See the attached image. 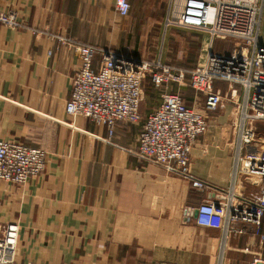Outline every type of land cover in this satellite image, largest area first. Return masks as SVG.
Listing matches in <instances>:
<instances>
[{
  "label": "crops",
  "instance_id": "obj_1",
  "mask_svg": "<svg viewBox=\"0 0 264 264\" xmlns=\"http://www.w3.org/2000/svg\"><path fill=\"white\" fill-rule=\"evenodd\" d=\"M129 1L130 14L121 17L113 0H0V10L14 11L22 22L16 29L0 24V139L46 153L45 169L28 183L0 180V232L7 223L19 224L22 264H217L220 231L198 226L195 212L233 182L231 129L213 125L198 137L190 161L191 173L206 184L198 189L137 153L144 118L159 98L144 94L141 122H119L112 136L106 126L66 112L82 64L77 45L162 60L189 79L196 55L186 62L184 43L192 31L177 25L185 0H166L159 31L179 47L169 49L164 40L155 58ZM62 37L72 45L59 43ZM101 62L96 54L93 67ZM187 87L180 93L188 105L205 101ZM223 111L232 114L231 104ZM233 186L248 194L260 180L239 176ZM253 240L244 234L230 240L228 250L247 253L253 243L252 258L261 254Z\"/></svg>",
  "mask_w": 264,
  "mask_h": 264
},
{
  "label": "built area",
  "instance_id": "obj_2",
  "mask_svg": "<svg viewBox=\"0 0 264 264\" xmlns=\"http://www.w3.org/2000/svg\"><path fill=\"white\" fill-rule=\"evenodd\" d=\"M113 1L119 16L130 14L129 0ZM263 8L264 0H186L179 26L200 35L189 79L183 69L162 60L139 59L90 45L76 46L82 64L71 80L67 114L106 126L112 136L119 122H141L144 83L149 81L160 92L159 105L145 118L137 153L167 170L177 171L195 188L206 187L191 173L190 161L198 137L207 132L208 112L231 104L232 112L237 113L233 182L196 208L197 225L221 233L217 264H223L230 240L244 234L254 239L255 245L264 246V142H242L249 119L264 122V46L259 44ZM0 24L22 27L14 11L0 10ZM57 40L72 45L66 38ZM218 42L233 43L231 53L219 52ZM96 54L102 56L98 69L93 67ZM216 81L227 85L229 93L224 94ZM184 86L204 97V108L185 102L180 93ZM45 166V150L0 139V180L23 185L43 172ZM239 176L259 179V188L248 194L236 191L233 184ZM19 236L18 223L3 226L0 264H22L17 260ZM252 244L245 246V252L252 251ZM250 264H264V256L253 255Z\"/></svg>",
  "mask_w": 264,
  "mask_h": 264
},
{
  "label": "rangeland",
  "instance_id": "obj_3",
  "mask_svg": "<svg viewBox=\"0 0 264 264\" xmlns=\"http://www.w3.org/2000/svg\"><path fill=\"white\" fill-rule=\"evenodd\" d=\"M132 1H133L132 2L133 12L135 15L134 17H136V20H137L136 26L139 29L138 31L142 30V32H145L148 30L147 39H148V46H149L148 52L150 56L152 55V53L157 54V51H158L157 47L162 46L164 43L163 42L164 40H166L165 42H166V45L168 44L169 49H175L176 47H179L178 42L175 40V38L172 35L165 36L159 31L160 26L162 25V17H163L164 5H165L166 0H132ZM185 1L183 2V6L185 4ZM177 25L179 27V22ZM192 33L195 34L196 32L192 31ZM192 33L190 36L185 38L184 60L187 62L188 57L193 59L196 55V57L194 58L195 60H193L194 63L192 66V68H194L196 64L197 56H198V51L200 48V35L197 33L199 37L197 41V39L192 36ZM232 44L233 43L231 42H227V43L218 42L217 43L218 51L219 52H225V51L230 52L232 50V47L234 46ZM259 44L264 46V8H263V14H262V20H261L260 32H259ZM239 47L240 46L238 45V48ZM174 54H176V51L174 53V50H173V55ZM152 56H154V58L157 57L156 55H152ZM143 59L150 60V58L148 59L143 58ZM146 82H145L146 87L144 88V94L146 95V93L148 92L147 93L148 97L155 96L156 100H158L160 92L157 89H155L149 81H146ZM224 87L225 88H222L223 93L224 94L227 92L229 93L227 85H224ZM183 88H188V87L184 86L182 87V89ZM204 102L205 101L203 100V98L198 97L195 100L194 105H196L199 108H204ZM224 103H226V101ZM236 114L237 113L234 114L232 112L231 114L230 112H228V114L225 115L223 111V106L218 108L215 111L208 112V117H209L208 127L210 128L211 126V128H213V125H222L224 132H228V134L230 132L229 130L231 129L233 137L230 142H237L236 134L234 132V124H236L238 120ZM143 118L144 116L142 115V119ZM245 126H246L245 127L246 131H245L244 139L242 142H254V140L255 141L260 140L264 142V122L263 121L249 119L248 122H246ZM204 134H206V132ZM249 145L251 146L250 143ZM254 247L256 246L254 245ZM258 247H259V252H261V254L259 253V255L264 254V246L262 247L258 246ZM218 250H219L218 253H221V233H220V248L218 247ZM230 251H231L230 247H229V250H228V247H226V250L223 256V264H248V262H250L251 258L249 254L240 252V250L236 251V253H232Z\"/></svg>",
  "mask_w": 264,
  "mask_h": 264
},
{
  "label": "water",
  "instance_id": "obj_4",
  "mask_svg": "<svg viewBox=\"0 0 264 264\" xmlns=\"http://www.w3.org/2000/svg\"><path fill=\"white\" fill-rule=\"evenodd\" d=\"M197 213V211L195 212V214Z\"/></svg>",
  "mask_w": 264,
  "mask_h": 264
}]
</instances>
